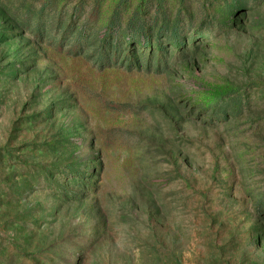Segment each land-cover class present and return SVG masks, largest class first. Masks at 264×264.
I'll return each instance as SVG.
<instances>
[{
    "label": "rangeland",
    "instance_id": "obj_1",
    "mask_svg": "<svg viewBox=\"0 0 264 264\" xmlns=\"http://www.w3.org/2000/svg\"><path fill=\"white\" fill-rule=\"evenodd\" d=\"M54 2L0 0V264H264V0Z\"/></svg>",
    "mask_w": 264,
    "mask_h": 264
},
{
    "label": "trees",
    "instance_id": "obj_2",
    "mask_svg": "<svg viewBox=\"0 0 264 264\" xmlns=\"http://www.w3.org/2000/svg\"><path fill=\"white\" fill-rule=\"evenodd\" d=\"M41 4V12L44 10V8L48 7V9L52 8L53 4L57 5L55 3V0H38ZM59 1V0H58ZM53 9V8H52ZM83 5H79L78 7H71L70 13H71V23L69 26H72L74 22H76L77 19L80 17L82 18V25L79 29V31L75 32L74 40H68V42L72 45L70 48L74 50V52H80L81 44L83 42L87 41V32L89 31L90 27L92 26L93 22L98 21V15L95 14L96 10L93 11V13L87 14L86 16L82 15L83 13ZM82 15V16H80ZM136 15V14H135ZM121 11H119L117 8L113 9L109 18L107 19L104 29L102 33L99 35L98 40H100V45L98 47V50L96 52L98 53V62L100 65L109 66L111 65L110 59L111 55L114 58L116 57L117 50L120 48V45L125 42V39H127V46L131 47L135 45L136 43L143 44L144 47L151 46V39L149 38V35L146 33H142L139 31V29H135L138 25L134 23V20L136 17H134V14L131 13V16L128 18L126 27L122 28L121 23ZM133 24V26H132ZM38 26L39 30V24H36ZM132 28L130 29V27ZM178 27H174L171 29L170 32V38L169 40L172 42L173 45H181L182 38L180 33L177 30ZM136 30V31H135ZM167 29L166 28H160L158 31V37L165 35ZM100 32V31H99ZM65 35V34H64ZM64 35H61L60 41H63ZM159 39V38H158ZM114 41L115 43L113 45H110L111 41ZM160 41L158 40V43ZM115 62V61H114ZM135 64V63H134ZM223 112L225 113L226 110L224 109Z\"/></svg>",
    "mask_w": 264,
    "mask_h": 264
}]
</instances>
